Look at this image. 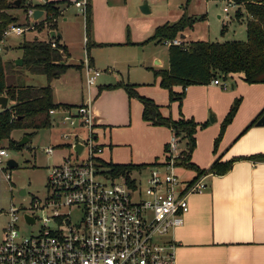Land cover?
<instances>
[{
	"label": "crops",
	"instance_id": "0c3cea01",
	"mask_svg": "<svg viewBox=\"0 0 264 264\" xmlns=\"http://www.w3.org/2000/svg\"><path fill=\"white\" fill-rule=\"evenodd\" d=\"M53 1L60 0H29L27 3L35 5L43 2L53 3ZM65 1L68 2V5L54 4L56 7H61L62 10L60 24L55 21L53 29H44L40 38L33 36L31 39L49 38L51 30L59 33V36H56L57 40L66 48L65 63L76 64V66L68 67L64 73L48 83L52 89L53 102L75 104L76 101L53 99L54 87L51 86V82L60 79L71 68L78 71L79 82L81 78L83 81L84 63L82 62L88 60V65L92 68L95 67V62L88 52L90 47L109 43L122 45L125 43L135 44L136 42H128L123 37L122 28L120 26L111 27L109 20L105 21L103 17L101 21L98 20L95 13L91 18L90 7H92V13L93 8L98 5L107 9L110 7V0H87L89 7L88 32L85 36V23H83V32L80 33L84 57L78 58L76 63L73 62V59H70L71 52L69 50L71 41L66 38L67 29L63 23L66 20L64 15L67 6L71 5L73 0ZM37 8L39 7H28L26 12L22 10L23 15L26 13L27 23L33 25L43 16L44 11L39 8L42 10L39 18L32 19L31 12ZM141 9L144 10L143 12L149 11L146 5H142ZM28 11H30V15H28ZM82 17L84 22V14ZM14 25L18 24L14 23ZM187 30L185 29L181 33L183 37ZM178 38L180 39L181 36L179 35ZM145 39L147 38L142 41H146ZM86 40L87 46L85 45ZM18 57L22 59L18 55L9 58V60L13 61ZM148 57L135 58L134 56L131 62L126 61L128 64L145 70V74H142L141 78L132 79L129 76V70L125 69L127 70L125 80H122L120 75L117 81L133 83L138 93L146 95L158 103L162 115L177 117L180 113L184 117H192L196 122L204 121L203 125L195 127L194 145L189 153V160L198 167L209 166L215 158L231 159V165L225 171L219 173L208 171L197 176L205 182V186L201 191L187 193L188 207L184 212L183 221L172 231L176 245L175 264H264V159L251 156L252 154L264 155V124L255 123L261 113H264V82L248 83L242 80L240 73H232L223 80L227 83L225 87L209 81L189 84L184 87L179 108L175 110V104L178 107L177 100H167V90L158 84V76L153 74V70L157 68L148 67L145 64L149 61L150 65L152 59L159 66L160 59L157 61L155 54ZM15 66L18 67V65ZM150 73L151 77L147 75ZM106 78L108 77L103 78L101 83H97L96 86L100 87L105 83L114 82H105ZM23 84L30 83H20L19 85ZM172 88L178 91L180 85H173ZM106 89L109 91V96L118 97L119 106L115 119L104 123L98 116L97 110L93 108V99L91 100L95 120L94 132L102 150L101 159L105 161L103 153L106 152L107 155L114 154L116 160L114 162L148 163L162 160L164 145L167 144L172 134L171 130L164 125L150 124L143 120L140 117L141 102L137 98L127 96L122 86ZM84 96L81 94L80 100ZM234 97L238 98V103L233 111V116L223 126L222 133L213 147V138L218 133L219 124ZM172 103L174 104L173 109H171ZM102 115L111 119L109 113L104 112ZM181 140L183 139L178 138L177 146L183 150L184 147L179 146ZM194 174L195 171L191 168L187 177L182 178L180 187H183L190 179L197 178L193 177Z\"/></svg>",
	"mask_w": 264,
	"mask_h": 264
},
{
	"label": "built area",
	"instance_id": "2783aa9c",
	"mask_svg": "<svg viewBox=\"0 0 264 264\" xmlns=\"http://www.w3.org/2000/svg\"><path fill=\"white\" fill-rule=\"evenodd\" d=\"M85 1H72L82 15ZM222 10L227 11V7ZM25 29L19 25L7 27L0 42L6 34L20 35ZM179 40L175 37L163 44H178ZM82 63L84 98L72 106L48 109L49 114L57 113L68 125L82 129V134L76 129L61 133L64 137L72 135L80 147L74 150L70 144L73 141L67 143L71 157L63 156L47 167V191L41 199L32 197L26 208L10 205L0 231V264H175L173 228L183 221L187 193L201 191L205 182L197 177L180 187L182 180L175 172L180 149L173 132L166 144V157L154 164L133 169L127 176L103 166L90 92L100 71L89 66L87 60ZM209 82L227 85L218 77ZM52 147L43 146V151L50 152ZM6 156L0 145V163ZM3 175L9 182L10 174ZM19 219L25 224L38 222V226L23 234Z\"/></svg>",
	"mask_w": 264,
	"mask_h": 264
},
{
	"label": "rangeland",
	"instance_id": "374dc122",
	"mask_svg": "<svg viewBox=\"0 0 264 264\" xmlns=\"http://www.w3.org/2000/svg\"><path fill=\"white\" fill-rule=\"evenodd\" d=\"M29 0H23L25 5ZM110 7L105 9L99 5L93 8L90 7V15L93 17L94 13L98 20L111 22V27L122 28L123 37L129 42L125 44H102L89 48V55L95 62V69L100 71L99 76L96 77L94 83L91 86V97L94 107L97 110L98 116L102 122H110L115 119L114 117L118 113L119 101L118 97L113 98L109 96V91L104 87L98 91L97 83H101L103 78L107 81H117L120 75L122 80H125L127 70H129V76L132 79L141 78L142 74H145V70L128 64L126 61H132V58L145 57L151 54L156 55V60L161 61L157 66L151 59L145 62L148 67L152 68H165L167 64V47L163 43L154 41H142L144 38H149L153 33L154 28L162 23L172 22L182 13L190 15L195 18V22L192 27L186 31L184 40H208V41H244V26L246 15L242 13L238 18H235L234 11L237 6L228 5L226 0H110ZM146 5L149 8L148 12H143L141 6ZM226 6L227 11H223L222 8ZM58 7V6H57ZM65 17L66 38L70 42V59L73 62H77L78 58H83L84 47L81 43L80 33L83 32V17L78 8L72 4L67 6ZM23 9L18 7H12L7 10L8 13L16 17L15 24L26 28L22 31L21 35H14L8 33L0 42V58L2 61L6 59L16 57L20 55L21 51L17 48L19 43H22V39H31L33 36L40 38L44 33V29H52L51 23L41 24L38 22L41 20L36 19V27H32V24L27 23V17L23 15ZM27 11V10H26ZM25 11V12H26ZM61 7H58V14L54 16L52 25L55 23L60 24ZM203 15V17H199ZM24 16V17H23ZM39 18V17H38ZM14 25V24H13ZM40 28H37L40 26ZM34 30H33V29ZM31 29V30H29ZM221 30V31H220ZM20 58V57H18ZM134 58V59H135ZM69 59V56H68ZM129 59V60H126ZM88 61V60H87ZM69 66H76V64H69ZM151 77V73L147 74ZM5 83H30L33 85H39L45 83L44 75H34L26 71L22 66H18L14 69V72L6 73L4 75ZM53 85V99L66 100L69 102L80 101L81 94L84 96V86L82 78L79 82V73L76 69L67 70L60 79H55L51 82ZM120 87V86H119ZM98 91V93H97ZM174 104H171L173 109ZM179 107L175 104V110ZM109 113V118L103 116V113ZM59 119L58 114L49 115L50 125L40 126L36 128L29 138L22 146L15 147L11 142L18 140L24 132L32 130L30 127H15L12 128L7 138L0 139V145L5 149L7 156L5 158L12 157L15 159L16 164L7 167L5 160L0 163V231L1 227L5 224L6 211L10 205L18 206L20 208H26L29 204V200L32 197L41 199L47 189L44 184L45 176L47 173V167L51 164L59 162L63 156L71 157L72 151L67 143L73 141L72 135L68 134L67 137L61 135L62 132H70L77 130L78 134H82V129L76 125H68L64 120L59 119V123L55 124V121ZM117 121V120H116ZM107 138V135H105ZM179 146L184 147V138ZM52 146L50 152H44L43 146ZM105 156V157H104ZM103 158L110 162H114L115 156L107 155L103 153ZM190 167H184L177 165L175 171L179 178L182 180L190 172ZM4 172L10 174L9 182L4 178ZM24 187L25 194L19 195L17 193L18 188ZM29 209V208H28ZM39 215V212H36ZM20 232L27 234L29 231H35L38 222L33 224H25L21 219L17 221ZM1 237V234H0Z\"/></svg>",
	"mask_w": 264,
	"mask_h": 264
},
{
	"label": "trees",
	"instance_id": "16d2710c",
	"mask_svg": "<svg viewBox=\"0 0 264 264\" xmlns=\"http://www.w3.org/2000/svg\"><path fill=\"white\" fill-rule=\"evenodd\" d=\"M14 0H0V37L3 31L16 22V17L7 12L14 7ZM187 1V0H186ZM237 6L234 11L235 18L242 13L246 15L244 26V41H208V40H184L180 38L178 44H167V67L153 70V74L158 76V84L167 90V100H177L178 107L184 87L189 84H200L210 81L212 78H220L222 81L232 75L240 73L245 82H264V0H226ZM64 3L65 0L43 2L42 4L23 5V0H19L18 7L25 12L28 7H39L44 11L43 17L38 22L51 23L54 16L58 14L54 4ZM88 3L85 1L84 31L88 32ZM48 16V17H47ZM203 17V15H199ZM190 15L182 13L176 21L166 22L154 28L153 33L147 41L163 43L175 37H179L183 30L192 27L195 22ZM37 22V23H38ZM33 23L32 27H36ZM38 26L37 28H40ZM221 31V30H220ZM51 43L55 46L51 47ZM87 46V40L85 42ZM21 53L22 64L27 72L45 76L46 82L39 85L5 83L4 75L14 72L18 67L12 60L2 61L0 58V94L6 96V106L0 108V139L7 138L9 131L15 127H30L32 130L24 132L27 136L32 134L40 126L50 125L48 109L58 106H72L64 102H53L52 89L48 81L64 73L70 67L65 63V45L59 43L57 37L46 39L22 40L17 47ZM86 48V47H85ZM173 85H180V90H174ZM122 86L127 94L137 98L141 102L140 117L150 124H161L171 130L178 138H184V149L180 150L176 163L184 167H190L195 171L193 177H197L203 172H223L231 165V159H213L207 167H198L189 160V153L194 145V130L196 126H201L204 121L196 122L192 117L182 116L179 112L177 117L162 115L159 105L150 97L140 94L135 90V85L128 81H115L105 83L98 87ZM98 92V91H97ZM238 103V98L234 97L232 103L224 114L218 128V133L213 138V147L222 133L223 126L233 116V111ZM10 143L19 147L16 140ZM25 143V142H24ZM166 145H164L163 158H165ZM252 157L264 159L263 154H252ZM249 156V157H251ZM101 160V159H100ZM156 160L148 163L138 162H110L101 160L103 166L109 171L120 174L127 173L141 166L154 164ZM191 180V179H190Z\"/></svg>",
	"mask_w": 264,
	"mask_h": 264
},
{
	"label": "water",
	"instance_id": "95a60500",
	"mask_svg": "<svg viewBox=\"0 0 264 264\" xmlns=\"http://www.w3.org/2000/svg\"><path fill=\"white\" fill-rule=\"evenodd\" d=\"M18 2H19V0H14V1L12 2V4H13L15 7H17V6H18ZM141 10L144 11L143 9H141ZM41 12H42V10L39 9V8L34 9V10L31 12V17H32V19H33V20L37 19V17L40 15ZM49 36H50L51 38L54 37V36H59V33H58V32H55V31L53 32V31L51 30V31H49ZM180 36H181V38H183L182 35H180ZM13 63H14L15 65L20 66L21 63H22V59H21V58H16V59L13 60ZM6 100H7V99H6V96L3 95V94H0V107H1V108H3V107L6 106V105H5V104H6ZM255 123H257V124H264V113H261V115L255 120ZM28 138H29V136H27V135L24 133L23 135L20 136V138H19L18 140H16V144H17V145H22V144H24L25 141L28 140ZM70 144H71V148L74 149V150H77V149H79V147H80V143L77 142V141H73V142H71ZM15 164H16V161H15V159L12 158V157H9V158H7V159L5 160V165H6L7 167H9V166H11V165H15ZM17 193H18L19 195H23V194H25V188H24V187H20V188H18ZM23 216H24L25 218H27L28 220L33 221V218L30 217L28 214L23 213Z\"/></svg>",
	"mask_w": 264,
	"mask_h": 264
}]
</instances>
